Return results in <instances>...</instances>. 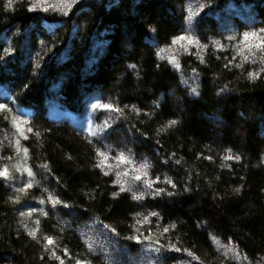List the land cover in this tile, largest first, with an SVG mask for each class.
Segmentation results:
<instances>
[{"label":"trees","instance_id":"trees-1","mask_svg":"<svg viewBox=\"0 0 264 264\" xmlns=\"http://www.w3.org/2000/svg\"><path fill=\"white\" fill-rule=\"evenodd\" d=\"M262 42L264 0H0V264H264Z\"/></svg>","mask_w":264,"mask_h":264},{"label":"rangeland","instance_id":"rangeland-1","mask_svg":"<svg viewBox=\"0 0 264 264\" xmlns=\"http://www.w3.org/2000/svg\"><path fill=\"white\" fill-rule=\"evenodd\" d=\"M188 42H190V41H188ZM109 146H107V148L105 150L110 152L111 147H109ZM110 156H112V154L107 153V158H104L105 159L104 162L106 164H108L107 165L108 167H110L109 166V159H111ZM114 164H111V167H112V169H114V172L116 173L117 177H119L120 183L122 181H124L125 186L134 187L135 183H137L138 180H136L133 183L128 181L129 180L128 179V176H129L128 172H130L131 165L128 164L129 168L125 167V169H124L123 167L118 166L117 162H115ZM4 175L8 178L10 177L7 174V171L4 172ZM83 230L85 233V237L88 241V244H90L91 248H93L94 250H97V251L107 252L113 258H115L114 256H116V260H114V262L116 264H159L158 260L156 259V256H154V255L144 254V255L137 256V257H131V256L126 255V250H125V252H124V250H123V252H121L122 250L119 248V246H117L116 242L113 241L112 236L110 234H108L100 226H96L94 224H88L85 227H83ZM110 247L112 248V251H109V250H111ZM224 251L226 252V254L227 253L231 254V255L233 254L236 257V259L239 260V262H240V260H242V258L239 257V254L237 253V251L233 247H228ZM184 264H189V263L186 262Z\"/></svg>","mask_w":264,"mask_h":264},{"label":"snow or ice","instance_id":"snow-or-ice-1","mask_svg":"<svg viewBox=\"0 0 264 264\" xmlns=\"http://www.w3.org/2000/svg\"><path fill=\"white\" fill-rule=\"evenodd\" d=\"M262 43H264V42H262ZM0 107H2V106H0ZM237 191H239V189H237ZM49 243H51V241H49ZM61 264H62V262H61Z\"/></svg>","mask_w":264,"mask_h":264}]
</instances>
